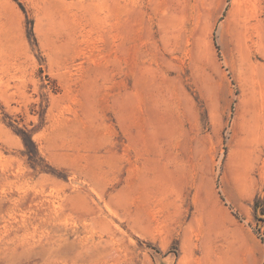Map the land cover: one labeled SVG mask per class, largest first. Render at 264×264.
<instances>
[{"label":"rangeland","instance_id":"1","mask_svg":"<svg viewBox=\"0 0 264 264\" xmlns=\"http://www.w3.org/2000/svg\"><path fill=\"white\" fill-rule=\"evenodd\" d=\"M0 264H264V0H0Z\"/></svg>","mask_w":264,"mask_h":264},{"label":"trees","instance_id":"2","mask_svg":"<svg viewBox=\"0 0 264 264\" xmlns=\"http://www.w3.org/2000/svg\"><path fill=\"white\" fill-rule=\"evenodd\" d=\"M18 136L21 138L24 147H26L28 154L31 153V156L37 155V151L34 143L31 140L29 133L25 131L18 132Z\"/></svg>","mask_w":264,"mask_h":264}]
</instances>
